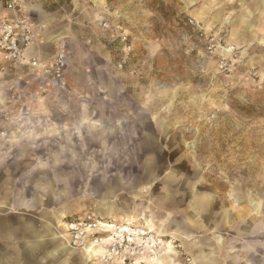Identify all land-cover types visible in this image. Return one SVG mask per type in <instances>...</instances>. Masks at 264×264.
Wrapping results in <instances>:
<instances>
[{"label":"rangeland","instance_id":"374dc122","mask_svg":"<svg viewBox=\"0 0 264 264\" xmlns=\"http://www.w3.org/2000/svg\"><path fill=\"white\" fill-rule=\"evenodd\" d=\"M41 2L83 31L96 25L99 31L98 19L121 23L133 45L123 69L117 68L123 54L116 39L91 53L97 64L91 82L73 84L85 98L66 97L60 78L0 79V122L4 107L135 110L124 144L113 135L107 145L74 147L76 159L59 163L71 187L72 215L90 211L115 219L104 216L107 208L122 220L146 215L170 241L169 264H197L202 251H215L216 264H264V16L253 3L104 0L108 16L101 18L85 0ZM188 19L213 43L237 48L234 66L219 68Z\"/></svg>","mask_w":264,"mask_h":264},{"label":"crops","instance_id":"0c3cea01","mask_svg":"<svg viewBox=\"0 0 264 264\" xmlns=\"http://www.w3.org/2000/svg\"><path fill=\"white\" fill-rule=\"evenodd\" d=\"M242 1L253 3L255 11L264 16V0ZM85 2L91 10L99 9L96 15L108 16L104 0ZM2 4L0 0V9ZM27 5L31 20L45 29L28 54L44 59L64 51L67 64L60 77L64 95L87 97L86 91L75 93L73 84L79 78L83 84L91 82V71H96L97 64L90 55L101 50L104 41L113 38L97 31V25L95 28L85 26L83 31L63 24L59 10L41 0H27ZM249 14L252 19L251 12ZM94 15L90 11L87 14L91 23ZM29 74L33 75L22 70L0 79L25 81ZM1 110L5 117L0 122V264H78L76 255L84 264H94L84 254L70 250L60 236L63 219L73 216L76 208L69 204L71 187L67 174L59 171V163L76 159L74 147L107 145L113 135L118 143L124 144L122 132L129 122L135 121V110L84 104L4 107ZM113 126L116 133L111 135L109 130ZM48 161L51 163L45 165ZM105 209L99 208L97 213ZM106 210L104 216L124 218L118 211L112 215L108 208ZM143 219L154 225L146 215ZM215 240L221 242L218 236ZM197 259V264H216L215 251L209 254L202 251Z\"/></svg>","mask_w":264,"mask_h":264},{"label":"built area","instance_id":"2783aa9c","mask_svg":"<svg viewBox=\"0 0 264 264\" xmlns=\"http://www.w3.org/2000/svg\"><path fill=\"white\" fill-rule=\"evenodd\" d=\"M97 24L101 33L116 39L122 46L123 58L117 68L123 69L124 59L133 51L128 31L121 23L106 19H98ZM188 24L208 45L206 49L218 56L221 70L234 66L239 55L236 47L213 43L210 34L194 19H188ZM44 30L43 25L31 20L27 0H3L0 9L1 76L22 70L40 79H59L63 75L67 64L64 51L44 59L28 54ZM148 223L139 218L104 219L87 211L63 219L60 236L70 250L84 254L94 264H169L167 235Z\"/></svg>","mask_w":264,"mask_h":264},{"label":"bare ground","instance_id":"6f19581e","mask_svg":"<svg viewBox=\"0 0 264 264\" xmlns=\"http://www.w3.org/2000/svg\"><path fill=\"white\" fill-rule=\"evenodd\" d=\"M169 248H170V250H171V247H170V243H169V246H168Z\"/></svg>","mask_w":264,"mask_h":264}]
</instances>
